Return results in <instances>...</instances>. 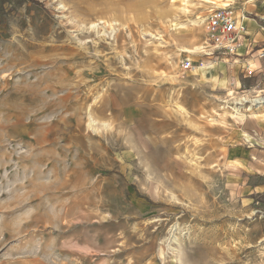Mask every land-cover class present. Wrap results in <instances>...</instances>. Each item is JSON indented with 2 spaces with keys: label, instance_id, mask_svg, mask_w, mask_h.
<instances>
[{
  "label": "rangeland",
  "instance_id": "obj_1",
  "mask_svg": "<svg viewBox=\"0 0 264 264\" xmlns=\"http://www.w3.org/2000/svg\"><path fill=\"white\" fill-rule=\"evenodd\" d=\"M232 4L0 0V264H264L223 140L264 89L192 74Z\"/></svg>",
  "mask_w": 264,
  "mask_h": 264
},
{
  "label": "crops",
  "instance_id": "obj_2",
  "mask_svg": "<svg viewBox=\"0 0 264 264\" xmlns=\"http://www.w3.org/2000/svg\"><path fill=\"white\" fill-rule=\"evenodd\" d=\"M235 17L244 27L231 65L203 63L193 69V80L211 89L225 88L229 82L249 79L250 86L264 89V0H231ZM231 6V7H232ZM247 72L251 77L247 78ZM246 82V81H245ZM227 144L226 162L231 185L242 207L255 214L264 206V119L242 120L237 128L223 136Z\"/></svg>",
  "mask_w": 264,
  "mask_h": 264
},
{
  "label": "built area",
  "instance_id": "obj_3",
  "mask_svg": "<svg viewBox=\"0 0 264 264\" xmlns=\"http://www.w3.org/2000/svg\"><path fill=\"white\" fill-rule=\"evenodd\" d=\"M207 28L216 36V40L212 43L210 39H207L204 43L207 44L211 49L210 52L204 50L205 56H213L216 53H220L226 58L235 57L236 49L239 45V39L242 36L244 27L234 19L229 10L223 8H213L209 11V15L206 18ZM259 59H264V51L258 55ZM228 61V60H227ZM181 68L183 71H188L191 68V62L189 59H184L181 62ZM252 73L247 72L250 76ZM264 101H259L260 104L252 105L255 110H263L264 113Z\"/></svg>",
  "mask_w": 264,
  "mask_h": 264
},
{
  "label": "bare ground",
  "instance_id": "obj_4",
  "mask_svg": "<svg viewBox=\"0 0 264 264\" xmlns=\"http://www.w3.org/2000/svg\"><path fill=\"white\" fill-rule=\"evenodd\" d=\"M92 28H97L98 27V25H92L91 26ZM112 39H113V37H112ZM77 41V40H76ZM80 43V42H79ZM78 44V43H77ZM83 45V44H82ZM120 63L122 64V65H124V61H123V59H121L120 60ZM244 99V98H243ZM262 100V99H261ZM259 100H257V102L256 101H254L255 102V105L256 104H260V102H258ZM262 104H264V101H263V103ZM257 118H261V117H257ZM263 118V117H262ZM87 128L88 129H91V131H93L94 133L95 132H97V133H99V127L97 128V125H96V123L95 122H93L92 121V119L89 117V123L87 124ZM101 129H103L105 132H108L109 130H110V126H109V124H106V123H104V124H102L101 125ZM101 132V131H100ZM174 232V231H173ZM171 238V237H170ZM168 240V239H167ZM171 240V239H170ZM177 242V241H176ZM171 243V242H170ZM175 243V242H174ZM168 245H167V247L169 246V242L167 243Z\"/></svg>",
  "mask_w": 264,
  "mask_h": 264
}]
</instances>
